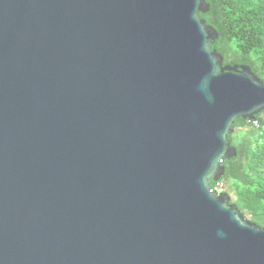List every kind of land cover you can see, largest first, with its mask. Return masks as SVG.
Here are the masks:
<instances>
[{
    "label": "water",
    "instance_id": "obj_1",
    "mask_svg": "<svg viewBox=\"0 0 264 264\" xmlns=\"http://www.w3.org/2000/svg\"><path fill=\"white\" fill-rule=\"evenodd\" d=\"M208 0H0V264H264L211 181L264 81Z\"/></svg>",
    "mask_w": 264,
    "mask_h": 264
},
{
    "label": "trees",
    "instance_id": "obj_2",
    "mask_svg": "<svg viewBox=\"0 0 264 264\" xmlns=\"http://www.w3.org/2000/svg\"><path fill=\"white\" fill-rule=\"evenodd\" d=\"M210 9L200 17L212 25L219 37L212 44L224 56L225 64H247L264 81V0H208ZM264 111L252 121L239 118L237 126L253 127L246 137L236 141L229 135L238 155L225 160V174L219 182L225 191H233L231 203L245 217L264 226V140L256 130L264 124ZM260 126H256V124ZM261 134V132H260ZM217 182L211 181L212 188Z\"/></svg>",
    "mask_w": 264,
    "mask_h": 264
},
{
    "label": "rangeland",
    "instance_id": "obj_3",
    "mask_svg": "<svg viewBox=\"0 0 264 264\" xmlns=\"http://www.w3.org/2000/svg\"><path fill=\"white\" fill-rule=\"evenodd\" d=\"M256 126H260V124L258 123V124H256ZM252 128L253 127L250 125V123H248L247 126L235 127L233 130V135H234V138L236 139V141H239V140L243 139L244 137H246L247 131L252 129ZM255 132L260 138H262L264 140V124L261 125V127H259V129H257ZM260 132H261V134H260ZM231 193H233L232 190H231Z\"/></svg>",
    "mask_w": 264,
    "mask_h": 264
},
{
    "label": "built area",
    "instance_id": "obj_4",
    "mask_svg": "<svg viewBox=\"0 0 264 264\" xmlns=\"http://www.w3.org/2000/svg\"><path fill=\"white\" fill-rule=\"evenodd\" d=\"M217 193H221L223 191H225V187H224V183L223 182H217V184L215 185V188H213Z\"/></svg>",
    "mask_w": 264,
    "mask_h": 264
},
{
    "label": "flooded vegetation",
    "instance_id": "obj_5",
    "mask_svg": "<svg viewBox=\"0 0 264 264\" xmlns=\"http://www.w3.org/2000/svg\"><path fill=\"white\" fill-rule=\"evenodd\" d=\"M228 192H229V194L231 195V200H232L233 195H232V193H231L230 190H229ZM231 200H230V202H231Z\"/></svg>",
    "mask_w": 264,
    "mask_h": 264
},
{
    "label": "clouds",
    "instance_id": "obj_6",
    "mask_svg": "<svg viewBox=\"0 0 264 264\" xmlns=\"http://www.w3.org/2000/svg\"><path fill=\"white\" fill-rule=\"evenodd\" d=\"M249 121V120H248Z\"/></svg>",
    "mask_w": 264,
    "mask_h": 264
}]
</instances>
